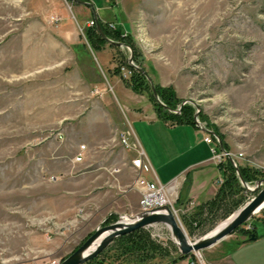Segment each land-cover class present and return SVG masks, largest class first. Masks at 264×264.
I'll return each mask as SVG.
<instances>
[{"label":"rangeland","instance_id":"1","mask_svg":"<svg viewBox=\"0 0 264 264\" xmlns=\"http://www.w3.org/2000/svg\"><path fill=\"white\" fill-rule=\"evenodd\" d=\"M98 1L105 22L79 13L88 0H0V264H60L97 227L164 205L196 241L263 186L247 189L264 179V0ZM121 24L126 31L116 28ZM98 25L131 44L87 34V27L99 32ZM134 71L146 79L132 81L136 90L129 79ZM117 84L166 125L150 123L149 111L148 119L141 113L129 125L130 105ZM200 142L209 145V163L222 176L216 193L180 210L174 184H162L165 202L144 208L135 185L139 171L131 176L128 169L142 156L151 172L142 147L151 157L164 148L160 156L167 157L171 147L202 150ZM229 175L239 185L231 180L234 190L227 186L224 198L210 204ZM224 204L234 206L228 215ZM263 210L188 254L180 253L166 224L155 223L139 232L164 249L153 258L143 249L138 260L127 237L114 243L121 235L83 264H235V249L254 237Z\"/></svg>","mask_w":264,"mask_h":264},{"label":"crops","instance_id":"2","mask_svg":"<svg viewBox=\"0 0 264 264\" xmlns=\"http://www.w3.org/2000/svg\"><path fill=\"white\" fill-rule=\"evenodd\" d=\"M88 2L90 4V7L85 9L81 8L79 10V13L86 14L90 11L92 15L96 14L103 21H106V19L103 18V15L106 12L105 6L101 5L98 0H88ZM125 27L126 25L124 24H121V26H116V28L121 32L126 31ZM117 85L118 89L116 92L124 100L125 103L130 105L128 106L129 121H127L129 125H131V120L139 117L141 113H144V116L142 118L148 119V114H145V112L148 111L150 112V123H154V121L163 122L153 113L151 107L146 103L144 104L143 101L141 102V104L140 102H136V104H133L130 99L132 98V92L128 88H122L121 86H119V84ZM119 104L121 110L124 111L123 105L121 103ZM139 105H142V107H139ZM180 127H175L174 129H179ZM186 129L187 131L191 130L190 127H186ZM132 132L133 135H135L133 129ZM140 135L143 136V138L144 136L146 137L145 133L143 134L140 132ZM200 144L203 148L202 150H198L192 145L185 147V150L171 147L170 150L172 152L167 155V157L160 156L163 155L161 150L164 151V148L156 150L154 149V151L152 150L153 158L147 153L146 149L142 147V150L147 157L146 159L149 160L152 166L151 172H143L142 175L150 181H156L161 184L173 183V199L180 210L183 209L184 206L188 204V202H193L195 205H198L209 200L217 191V178L222 177L218 168L211 162L209 163L210 157L212 155L209 145L205 142H200ZM157 152H159L158 155L160 156V158L157 157V154H155ZM134 157L135 155L129 159L130 163L131 159H133ZM128 169L130 173L133 170L137 172V169L133 167L132 163L130 164V166H128ZM41 222L42 220L40 219L39 223ZM45 229L46 232L50 231V229L48 228ZM252 231L254 234V238H244L241 244L235 249V252L233 254L235 264H264V210L262 214L259 215L255 220Z\"/></svg>","mask_w":264,"mask_h":264},{"label":"water","instance_id":"3","mask_svg":"<svg viewBox=\"0 0 264 264\" xmlns=\"http://www.w3.org/2000/svg\"><path fill=\"white\" fill-rule=\"evenodd\" d=\"M98 30L100 35L107 41L120 46H126L121 42H116L108 38L104 34L102 29L99 27V25ZM129 51L130 55L128 60L129 62H132V51L130 48ZM138 69L145 75L147 80L150 82L154 97L159 103H161L154 88V85L151 81V78L143 69ZM195 122L199 124V121L196 119V116ZM229 159L237 170L241 184L246 187L247 184L239 174L238 168L234 160L231 157H229ZM261 184L263 186L258 189L259 185ZM247 189L251 191H256V189H258V191L242 207L236 210L226 220L220 223L215 229L210 231L208 234H206L199 240L189 241L186 233L174 217L169 207L164 205L137 213L136 215H126L130 219L127 222H123L121 220L123 216H121L120 219L115 223H112L107 226L97 227L96 230L85 240V242H83V244L79 246L74 252H72L67 258L60 262V264H83L84 262L97 256L116 237L130 233L139 228L151 226L155 223H164L168 226L169 230L172 233L173 240L176 243L181 254H188L193 250L196 251L207 248L216 243L217 241L223 239L228 234L232 233L238 226L245 223L255 213H257L264 207V179L259 180L255 188L250 189L247 187ZM253 238L254 237L251 236V239Z\"/></svg>","mask_w":264,"mask_h":264},{"label":"trees","instance_id":"4","mask_svg":"<svg viewBox=\"0 0 264 264\" xmlns=\"http://www.w3.org/2000/svg\"><path fill=\"white\" fill-rule=\"evenodd\" d=\"M102 28H103V31H104V33L106 34V36H108L109 38H112V39H116V40H120V41H127L126 39H124V38H122L120 35H118V34H116V33H110L108 30H106L105 29V27L102 25ZM89 31H91V33L93 34V36L95 37L94 39H96V40H98V41H101V42H105V40L101 37V35L99 34V32L97 31V29H93V27H87L86 28V32H87V34H89ZM127 43H130L129 41H127ZM131 44V43H130ZM115 46V45H114ZM139 78L140 80H142L143 82H145L146 81V79H145V77L141 74V73H139V72H137V71H134V74H132L131 76H130V81H131V85H132V89H134V90H136V87H134V84L135 83H132V81H134L135 80V78ZM159 94H161V93H159ZM161 96V95H160ZM153 98V97H152ZM169 106L171 105L170 103H168L167 101H165ZM230 165V167L233 169V166H232V164H229ZM240 171L242 172V175L244 176V178H245V180H246V177H245V175L243 174V168L241 167L240 168ZM233 174V173H232ZM234 179V181L237 183V185H239V183H238V181L236 180V177H235V175H233V177L231 176L230 177V175L224 180V182H223V184L220 186V188H219V190H218V192H217V195H216V197H215V199H212V200H210V204H213V203H215V201L217 202V203H219L220 202V200L222 199V198H224L222 195L223 194H225V192H226V189H227V186H228V190L230 189H232V191L234 190V187H232L231 188V186L233 185L232 184V181L231 180H233ZM234 186V185H233ZM233 208H234V206H229V205H226V204H224V206H223V210L226 212V215H228V213L229 212H231L232 210H233ZM140 231H143V228H140V229H137V230H134L133 232H130V233H128V234H125V235H122L121 237H119L118 239H116L115 241H114V243L115 242H117L118 240H120V239H122V238H125V237H127V238H129V241H130V243H129V250L128 251H131V253H133V252H135L137 255H138V260H142L141 259V257H144L145 255L143 254V252L141 251V250H143V249H145V250H147V251H149L150 252V255H151V257L153 258V255H155V251L156 252H161L160 250L162 249V247L159 245V244H157V243H155V242H153V240L148 236V235H146V236H144V238L142 237V238H139V232ZM136 241V242H135ZM107 250V249H106ZM105 250V251H106ZM162 250H164V249H162ZM146 255H147V253H146Z\"/></svg>","mask_w":264,"mask_h":264},{"label":"built area","instance_id":"5","mask_svg":"<svg viewBox=\"0 0 264 264\" xmlns=\"http://www.w3.org/2000/svg\"><path fill=\"white\" fill-rule=\"evenodd\" d=\"M93 24V22H91ZM209 141V139H206ZM124 144H127V141L122 137ZM80 155H77L75 160H81ZM132 165L137 171H139V177L135 181V185L143 190V196L141 199L142 206L144 208L151 207L153 205H161L165 202L164 192L165 186L156 182L150 181L142 176V172H148L150 170L149 164L143 159L142 156L136 157L132 160Z\"/></svg>","mask_w":264,"mask_h":264},{"label":"bare ground","instance_id":"6","mask_svg":"<svg viewBox=\"0 0 264 264\" xmlns=\"http://www.w3.org/2000/svg\"><path fill=\"white\" fill-rule=\"evenodd\" d=\"M125 216H126V215H125ZM125 216H123V217H125ZM123 217H122V218H123ZM121 220H122V219H121ZM129 220H130L129 217L127 216V218H126L124 221H123V220H122V221H123V222H127V221H129Z\"/></svg>","mask_w":264,"mask_h":264}]
</instances>
